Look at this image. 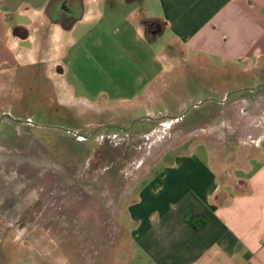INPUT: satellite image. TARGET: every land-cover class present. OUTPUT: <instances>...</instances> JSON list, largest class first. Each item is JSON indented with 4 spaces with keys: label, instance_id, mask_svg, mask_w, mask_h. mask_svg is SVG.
Masks as SVG:
<instances>
[{
    "label": "rangeland",
    "instance_id": "374dc122",
    "mask_svg": "<svg viewBox=\"0 0 264 264\" xmlns=\"http://www.w3.org/2000/svg\"><path fill=\"white\" fill-rule=\"evenodd\" d=\"M135 3L142 15L158 13L153 0ZM128 22L62 49L56 64L13 62L0 45V115L13 118L0 122V264L33 248L83 259L122 247L128 205L175 153H196L202 143L217 150L221 167H240L259 151L264 90L250 98L251 113L217 112L228 123L209 127L210 99L249 87L251 72L235 76L168 32L148 43ZM258 121L263 128L246 127Z\"/></svg>",
    "mask_w": 264,
    "mask_h": 264
},
{
    "label": "crops",
    "instance_id": "0c3cea01",
    "mask_svg": "<svg viewBox=\"0 0 264 264\" xmlns=\"http://www.w3.org/2000/svg\"><path fill=\"white\" fill-rule=\"evenodd\" d=\"M136 1L0 0V45L14 52L13 62L56 64L62 49L109 27H130V17L148 43L168 32L174 43L209 62L213 57L229 65L235 76L252 73L249 87H230L210 99V128L228 123L217 120V112L251 113L250 98L264 90L257 84L264 67V0H153L158 13L152 17L138 13ZM151 24L155 32L147 30ZM260 122L246 127L263 128ZM259 140V151L240 167L226 161L221 167L217 150L202 143L193 144L196 153L168 158L128 205L122 247L95 249L83 259L68 256L65 248L60 257L56 247L33 248L19 251L11 264H264V135Z\"/></svg>",
    "mask_w": 264,
    "mask_h": 264
},
{
    "label": "water",
    "instance_id": "95a60500",
    "mask_svg": "<svg viewBox=\"0 0 264 264\" xmlns=\"http://www.w3.org/2000/svg\"><path fill=\"white\" fill-rule=\"evenodd\" d=\"M3 119H13L9 114L7 113H3L0 115V122L3 120ZM53 128H59V129H62V130H65L67 132H69L68 129H65V128H62V127H53Z\"/></svg>",
    "mask_w": 264,
    "mask_h": 264
},
{
    "label": "flooded vegetation",
    "instance_id": "af4514ba",
    "mask_svg": "<svg viewBox=\"0 0 264 264\" xmlns=\"http://www.w3.org/2000/svg\"><path fill=\"white\" fill-rule=\"evenodd\" d=\"M158 27H156L155 25L151 24L149 26H147V30L151 31V32H155L157 30Z\"/></svg>",
    "mask_w": 264,
    "mask_h": 264
}]
</instances>
